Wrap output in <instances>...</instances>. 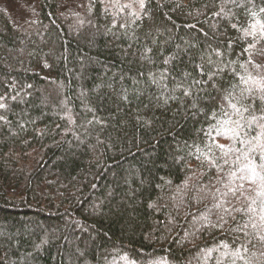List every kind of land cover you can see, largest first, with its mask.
<instances>
[{"label":"trees","instance_id":"obj_1","mask_svg":"<svg viewBox=\"0 0 264 264\" xmlns=\"http://www.w3.org/2000/svg\"><path fill=\"white\" fill-rule=\"evenodd\" d=\"M142 3L0 0V264H264V0Z\"/></svg>","mask_w":264,"mask_h":264},{"label":"snow or ice","instance_id":"obj_2","mask_svg":"<svg viewBox=\"0 0 264 264\" xmlns=\"http://www.w3.org/2000/svg\"><path fill=\"white\" fill-rule=\"evenodd\" d=\"M141 6H143L142 0H141ZM262 11H264V9H262ZM237 111L239 110L237 109ZM220 147L223 148V145H220ZM257 147H260L261 151H264V144H257ZM252 151H255V148H253ZM246 167L248 168V172H249V176L247 178L255 182L256 178L259 176V173L257 172V166L249 164ZM244 178L245 177H241V179H244ZM260 179L264 180V177H260ZM260 194L264 195V190H262ZM262 219H264V217H262Z\"/></svg>","mask_w":264,"mask_h":264}]
</instances>
